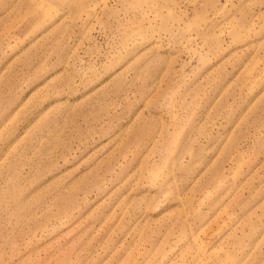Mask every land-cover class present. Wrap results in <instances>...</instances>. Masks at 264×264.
<instances>
[{
    "label": "rangeland",
    "instance_id": "374dc122",
    "mask_svg": "<svg viewBox=\"0 0 264 264\" xmlns=\"http://www.w3.org/2000/svg\"><path fill=\"white\" fill-rule=\"evenodd\" d=\"M0 264H264V0H0Z\"/></svg>",
    "mask_w": 264,
    "mask_h": 264
}]
</instances>
